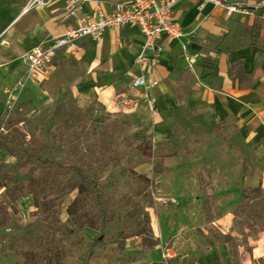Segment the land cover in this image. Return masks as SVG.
I'll return each instance as SVG.
<instances>
[{
	"label": "rangeland",
	"instance_id": "obj_1",
	"mask_svg": "<svg viewBox=\"0 0 264 264\" xmlns=\"http://www.w3.org/2000/svg\"><path fill=\"white\" fill-rule=\"evenodd\" d=\"M1 44L0 264H264V144L235 117L156 127L131 85L109 106L76 58L31 80Z\"/></svg>",
	"mask_w": 264,
	"mask_h": 264
},
{
	"label": "crops",
	"instance_id": "obj_2",
	"mask_svg": "<svg viewBox=\"0 0 264 264\" xmlns=\"http://www.w3.org/2000/svg\"><path fill=\"white\" fill-rule=\"evenodd\" d=\"M117 1L88 0L76 16L68 17L66 0H42L28 11L23 9L30 0H0V43L24 55L34 43L74 27L92 7L104 4L109 8ZM225 1L248 7L250 12L229 14L211 4L201 9L197 0L176 3L175 18L184 34L176 40L164 39L153 68L160 84L148 89V100L136 103L134 109L144 112L145 120H153L156 127L166 125L164 117L179 107H195L207 122L212 118L220 123L233 116L247 133L248 145L259 146L264 144V0ZM142 39L137 26L112 27L98 40H78L74 54L62 50L54 61L76 58L90 79L82 88L93 90L103 103L114 106L126 86H132ZM185 53L196 55L193 66H188ZM108 77L112 79L99 83ZM206 106L211 115L206 114ZM261 181L264 184V170L256 167L250 182Z\"/></svg>",
	"mask_w": 264,
	"mask_h": 264
},
{
	"label": "built area",
	"instance_id": "obj_3",
	"mask_svg": "<svg viewBox=\"0 0 264 264\" xmlns=\"http://www.w3.org/2000/svg\"><path fill=\"white\" fill-rule=\"evenodd\" d=\"M88 0H66L65 14L74 17ZM179 0H118L109 8L104 4L92 7L91 13L79 18L74 27H70L60 36L42 39L24 54L26 73L31 80L38 79L46 73L47 67L62 50L74 54L77 41L83 38L100 39L104 32L112 27L134 25L142 34L143 46L135 60L136 73L131 81L133 90L147 97L150 88L158 86L159 80L153 75V68L159 61L164 47V39L176 40L183 36V26L175 18V7ZM42 0H30L23 11L30 10ZM199 8L211 4L222 7L229 14L233 12H250L248 7L225 0H197ZM188 66L196 61V55L185 53ZM149 100H154L149 96Z\"/></svg>",
	"mask_w": 264,
	"mask_h": 264
}]
</instances>
